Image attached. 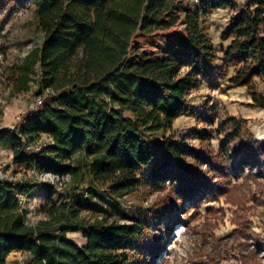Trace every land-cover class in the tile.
Instances as JSON below:
<instances>
[{
  "label": "trees",
  "instance_id": "trees-1",
  "mask_svg": "<svg viewBox=\"0 0 264 264\" xmlns=\"http://www.w3.org/2000/svg\"><path fill=\"white\" fill-rule=\"evenodd\" d=\"M27 1L35 7L44 41L12 68L10 80L17 93L29 92L32 83L48 93L17 131L0 133V147L13 153L18 167L88 182L93 195L99 188L115 199L141 187L172 190L157 209L140 212L133 225L86 224L77 208L53 202L56 188L49 185L47 220L33 227L16 196L30 195L33 188L0 181V264H7L13 251L30 254L28 264H155L159 242L149 233L171 210L218 200L223 178L241 153L237 168L264 166V144L252 141L246 123L215 109L198 116L210 129L194 133L207 148L166 140L160 153L151 144L155 134L173 130L189 111L191 92L218 72L203 20L216 10L235 12L224 35L232 39L224 65L238 66L231 86L247 88L253 105L264 109V94L254 82L264 76V0H246L238 12L235 0ZM216 123L225 138L218 155L210 145ZM42 135L52 137L54 145L28 150ZM251 177L243 174L245 181ZM77 232H83L86 246L67 237ZM253 259L261 264L258 256Z\"/></svg>",
  "mask_w": 264,
  "mask_h": 264
},
{
  "label": "rangeland",
  "instance_id": "rangeland-1",
  "mask_svg": "<svg viewBox=\"0 0 264 264\" xmlns=\"http://www.w3.org/2000/svg\"><path fill=\"white\" fill-rule=\"evenodd\" d=\"M3 0H0V2ZM237 12L246 0H235ZM35 7L31 1H7L0 7V133L17 131L24 118L36 110L39 99L44 101L48 91L40 90L32 83L29 92L17 93L10 80L12 68L27 60V56L39 48L44 33L38 28ZM235 15L229 8L220 9L204 17V24L215 48L217 74L191 92L189 111L178 118L173 130L154 135L153 146L164 152L166 140L183 143L185 146L202 150L206 145L195 138L194 133H204L210 127L199 122L198 116L205 110L215 109L222 116H233L246 123L253 142L264 144V109L254 106L253 98L245 87H232L230 80L238 66L225 67L224 54L232 39L225 33ZM256 89L264 94V76L254 79ZM217 123L212 127L214 135L210 145L219 154L225 138L218 134ZM40 141L46 142L41 137ZM251 142H249L250 144ZM34 151V150H30ZM244 152V151H243ZM242 153L236 156L237 164ZM191 164V160H187ZM233 164L221 184L223 194L216 201L205 200L199 205L171 210L160 225L153 227L149 236L159 242L160 253L155 264H253L258 256L264 264V166L255 171H246ZM149 169L140 173L147 176ZM249 172L251 180L243 179ZM0 181L12 184H28L33 190L25 204V219L29 226H37L47 220V186H55L53 202L57 206L77 208L79 217L86 224L108 222L133 225L138 223L139 213L157 209L159 200L172 189L156 191L141 187L139 191L124 199H115L105 188L89 192V184L69 181L52 182L14 163L13 153L0 147ZM230 184V185H229ZM260 184L261 187L258 186ZM238 186L237 192L227 197L226 191ZM221 191V192H222ZM168 227V231L164 229ZM80 247L84 242L83 232L68 233ZM30 259L22 253H11L7 264H28ZM137 261V259L135 260ZM139 262V261H137ZM138 264V263H136Z\"/></svg>",
  "mask_w": 264,
  "mask_h": 264
},
{
  "label": "built area",
  "instance_id": "built-area-1",
  "mask_svg": "<svg viewBox=\"0 0 264 264\" xmlns=\"http://www.w3.org/2000/svg\"><path fill=\"white\" fill-rule=\"evenodd\" d=\"M43 104V101L41 99L38 100L37 102V106H36V110L41 107ZM44 138L46 140V142H42L40 141V139ZM41 137H39L35 142L29 143L28 144V150H34L35 152H41L44 151L46 148L54 145V139L52 137H50L49 135H42ZM37 169H31L30 172H32L33 174H38L40 176L45 177L46 179L52 181V182H61V181H69V179L71 178L69 175H66L62 178L53 175L51 173H43V174H39L37 171ZM17 199L19 200V203L21 205V212L24 213L25 210V204L27 203V201H29V195L28 194H22V193H17L16 194ZM22 254L26 255L29 259H31L30 254L28 253H23Z\"/></svg>",
  "mask_w": 264,
  "mask_h": 264
},
{
  "label": "crops",
  "instance_id": "crops-1",
  "mask_svg": "<svg viewBox=\"0 0 264 264\" xmlns=\"http://www.w3.org/2000/svg\"><path fill=\"white\" fill-rule=\"evenodd\" d=\"M33 194V192H31V194L30 195H32ZM78 233V232H77ZM84 240L86 241V242H84L83 244H82V246L81 247H84V246H86L87 245V240L84 238ZM74 241V240H73ZM12 253H21V252H19V251H13Z\"/></svg>",
  "mask_w": 264,
  "mask_h": 264
}]
</instances>
